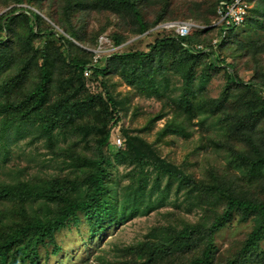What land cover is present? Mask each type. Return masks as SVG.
Masks as SVG:
<instances>
[{"label": "trees", "instance_id": "obj_1", "mask_svg": "<svg viewBox=\"0 0 264 264\" xmlns=\"http://www.w3.org/2000/svg\"><path fill=\"white\" fill-rule=\"evenodd\" d=\"M222 1L189 6L182 20L203 27H193L183 37L173 29L155 28L180 17L176 9L171 16L173 0L2 1L9 9L0 14V170L11 136L27 134L43 140L49 160H59L63 171L50 177L21 179L20 170L0 176V264H48L51 256L55 264H92V248H100L106 231L140 209L148 215L174 187L189 208L199 210V217L186 223L170 216L173 223L154 228L143 242L123 251L113 246L115 260L125 264L120 252H128L132 264H264V253L251 257L264 239V39L241 40L234 33L243 25L244 34L264 35V0H247L252 7L240 25L213 24L220 19ZM153 5L157 11L148 21L146 9ZM91 12L128 18L132 35L152 41L140 49L113 35L112 46H123L93 63V54L79 45L96 43L100 32L88 40L84 23H75L76 15ZM228 47L234 60H250L256 78L241 79L223 55ZM111 74L136 96L163 101L165 112L148 121L152 126L167 118L156 133L158 141L171 135L189 140L198 133L196 152L216 151L223 169L210 167L205 179L194 178L185 165L162 157L155 143L140 135L149 127H121L126 98L110 91ZM220 75L218 96L206 95V84ZM172 78L179 81L177 89ZM86 80L99 88L91 92ZM117 126L122 141L113 149V159L130 166L126 175L137 178L136 189L121 195L108 155ZM154 191L155 204L145 202ZM235 220L251 223L250 231L234 256L221 260L216 235ZM82 223L86 233H81ZM65 227L79 234L67 248L56 236ZM82 248L85 256L79 254ZM95 258L94 264L106 262L100 255Z\"/></svg>", "mask_w": 264, "mask_h": 264}, {"label": "rangeland", "instance_id": "obj_2", "mask_svg": "<svg viewBox=\"0 0 264 264\" xmlns=\"http://www.w3.org/2000/svg\"><path fill=\"white\" fill-rule=\"evenodd\" d=\"M2 1L3 0H0V14L9 9V7L3 8ZM207 1L209 0H173V6L170 10L171 16H174L172 11L176 9L178 11L176 15H180V17L176 19L174 17L172 20H168L160 25H157L155 28H168L171 22L181 21L182 19H184L181 18V16L184 17L188 14L187 8L189 6L193 7L194 4L202 5ZM251 7L252 4L250 3V8ZM156 11L157 7L154 5L147 8L145 15L146 19L148 21L153 20V16L155 15ZM42 16L48 22V18L43 13ZM167 16L170 17L169 15ZM76 19L77 22L75 21V23H77L78 25L81 24V22L84 23V32L88 40H91V37L94 34L96 35V33L100 32V34L97 36L96 43L92 44L90 42H86L84 45H79L93 54L91 58V60L93 59V63H95L96 59L98 60L100 57L108 55L115 49H119L120 46H123H112L111 38L113 35L124 37L126 41H124L123 44L132 43L134 47L140 49L144 48L147 43L152 41V38L143 37V35H132L130 32L133 29V26L130 24L128 18L122 19L107 12H91L86 14H78L76 15ZM218 23L219 20H216L213 24ZM50 24L54 26L52 23ZM242 26H238L234 32H239L237 36L239 39L254 40L257 37V39L259 40L264 39V35L261 34H244V32L240 31V29H242ZM56 29L62 32L57 26ZM209 35L213 36L214 32L209 33ZM36 45L38 44L36 43ZM231 53L232 49L229 47L223 51V55L226 56L227 61L236 65L238 74L241 79L248 81L251 78H256V75L252 71V64L250 63V60L246 57L234 60L231 57ZM262 63L264 70V58ZM171 81L173 84L172 87L177 89V87L179 86L178 79L172 78ZM86 82L91 92L97 90L98 86L96 84V81L86 80ZM222 83L223 77L221 75L212 77L208 84H206L205 86L207 92L206 95L210 97L218 96L221 90L220 86L222 85ZM108 84L114 86L113 88H110L111 92L119 95L118 97H120L121 99L126 98L125 106H127V110L124 111L125 115L122 113V121L119 123L121 127H127L132 130H139L143 127H149L144 132L140 133V135L146 138L147 141L155 143V149L160 153L162 157L169 159L177 165H185L188 169V172L191 173L194 178L205 179L207 177V169L210 167L219 170L223 169V165L225 164L224 160L222 159L221 155L217 156V154L215 153L216 151L212 152V150H209L207 152H196V144L199 140L198 133L193 135V137H191L189 140L176 135L167 136L163 141L157 140L158 136L156 135V133L163 127V125L167 121V118L165 117L157 120L152 126L148 125V121L151 118L161 114L162 111L165 112L163 101L153 96H136L130 88L124 85L113 74L109 75ZM175 93H173V95ZM119 131L120 129H118V126L115 127L112 131L108 146V155L110 157V161H112V165L110 168L112 171L113 179L119 182V186L116 189H118V193H120L121 195V193L127 191L128 189H136L135 183L137 178L135 176L130 178L126 175L131 169L130 166H126L124 163H119L118 161L113 159V149H115L116 146L114 144V141L116 143L117 138L122 141V137L119 134ZM194 131L197 132L198 128L195 127ZM209 134L210 133H208L207 135ZM10 139L11 140L7 146L8 158L3 168L4 170H0L1 177H5V173L7 175L10 174L12 176H15L18 170H20L22 173V175L19 176L21 179L29 177L30 174H38L40 176L50 177L58 174L60 171H63L62 165L59 160H49L51 155L49 154L48 148H46L42 139L36 140L31 138V136L27 134H23L22 136L18 137L11 136ZM58 144H64L62 139L59 140ZM148 177L149 179L144 190L146 193H148L151 188L153 174H150ZM160 185V187L163 188V179L161 180ZM174 191L175 187L167 194L166 198L161 202V204L158 205L157 209L152 210L148 215H145L140 209V211L133 217L117 225L112 230L106 231L103 236L100 237V248L98 250L93 249L91 244H89L90 246L88 245V247L92 248L90 262L94 264L96 262V255H100L103 260L109 262L110 264H120L118 260H115L112 257L114 255L112 249L113 246H117L116 248L119 249L118 251H123V249L127 247H132L143 242L146 236H148V233H150L154 228L164 225L167 222L173 223V218H179L188 223L189 221H194L196 217H199V210L197 208L192 209L188 207L185 200H183V198L181 197L182 192L180 191L175 194ZM139 192L137 193L138 195L140 194ZM157 195L158 194L156 193V191L152 193L150 198H148V195H145V202L149 200L150 202L155 204L154 199ZM139 208H141V205L139 206ZM172 215L173 218L170 217ZM237 222L238 221L235 220L230 225H228V227L224 228L216 235L215 245L218 254H221V260L234 256L241 243L243 242L245 235L250 231L251 223ZM80 229L81 233H86L87 226L82 223L80 224ZM73 230L74 228L72 227L71 229L69 227H65L56 234L57 240L62 241L60 242L62 243L64 248H67L66 246H71L75 239L78 240L79 234L76 233L75 230ZM83 249L84 248L79 251L80 256L86 255H83ZM197 251L198 250H196V253ZM263 253L264 239L259 243V250L256 251L255 254L251 255L252 260H255L257 256L263 255ZM120 254L124 256L120 258L121 263L124 259L125 264H132L134 257L132 255H129L130 253L120 252ZM49 259L50 260L48 264H55V258L53 256H51ZM106 262L102 264H108Z\"/></svg>", "mask_w": 264, "mask_h": 264}, {"label": "built area", "instance_id": "obj_3", "mask_svg": "<svg viewBox=\"0 0 264 264\" xmlns=\"http://www.w3.org/2000/svg\"><path fill=\"white\" fill-rule=\"evenodd\" d=\"M249 8H250V3H248L247 0L222 1L221 6L217 12L220 15L219 23L223 21L225 22L226 25H230V24L240 25L244 21L246 17L247 9ZM193 27H203V26H198L187 20H181V21L171 22L167 29H173L178 36L183 37L188 35ZM197 47L201 48L200 45H198ZM116 143L114 141V144L116 146H120L121 140L117 138Z\"/></svg>", "mask_w": 264, "mask_h": 264}]
</instances>
